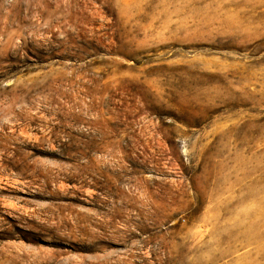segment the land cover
I'll use <instances>...</instances> for the list:
<instances>
[{"label": "rangeland", "instance_id": "obj_1", "mask_svg": "<svg viewBox=\"0 0 264 264\" xmlns=\"http://www.w3.org/2000/svg\"><path fill=\"white\" fill-rule=\"evenodd\" d=\"M0 264H264V0H0Z\"/></svg>", "mask_w": 264, "mask_h": 264}]
</instances>
